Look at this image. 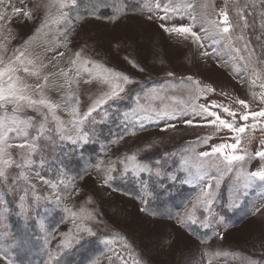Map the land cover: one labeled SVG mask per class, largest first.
Here are the masks:
<instances>
[{
    "label": "rangeland",
    "instance_id": "rangeland-1",
    "mask_svg": "<svg viewBox=\"0 0 264 264\" xmlns=\"http://www.w3.org/2000/svg\"><path fill=\"white\" fill-rule=\"evenodd\" d=\"M123 1L113 0V4L122 8ZM138 2L116 20L111 19L112 16L97 19L82 9L73 10V15L79 11L83 19L74 21L75 30L69 36L68 45L71 51L58 49L66 52L65 58L57 68L49 65L44 73L67 67L64 60L83 49L85 56L128 75L135 83L127 86L121 99L109 101L85 122L83 131L89 133L88 143L73 145L60 140L54 134L55 122L49 118L48 126L53 133L45 135L51 139L42 137L37 142L31 165L17 168L16 164L23 165L20 153L25 150H10L16 163L7 168V181L0 180V256L6 257L0 258V264H49L51 255L57 257L51 264H249L250 261L264 264V181L256 180L250 187L243 188L238 179L241 170L247 173L264 166V160L255 157V152L264 148V127L258 126L255 131L249 128L242 134L237 154L246 150L252 154L251 158L234 164L233 171L225 172L222 177L212 169L208 177L197 182L192 179L196 170H185L183 159L210 151L213 145L235 143L232 132L216 131L215 127L206 126L202 117L190 112L168 121L175 127L166 131H161L165 121L144 122L141 127L125 115L135 107L137 96L142 97L153 88L176 85L179 89L181 81L186 82L187 77L215 90L196 103L216 102L229 107L238 114V125L245 122L238 119L244 109L237 100L246 101L249 111L264 108V102L252 95L261 89L249 84L247 73L233 71L231 57L237 54L225 48L224 41L213 43L219 36L201 30L211 27L205 18L219 20L220 11L226 9L233 25L231 47L241 49L240 55L247 56L244 45L248 44L249 50H255L257 57L264 58V0H207V7H202L205 0H189L193 9L165 21L158 19L164 15L162 11L146 10L147 0ZM164 2L166 0H161L162 4ZM38 3L40 7H36ZM13 6L31 10L33 19L25 21L20 16L0 29V43L7 49L5 60L12 57L15 50L25 48L33 56L50 58L53 53H45L44 40L51 37L35 34L38 21L46 11L42 0H24L23 4L20 0H5L0 11L11 16ZM237 9L244 15L247 27ZM192 16H196L195 21ZM161 23L168 27L192 25L193 31L201 36L203 47L193 43L191 38L166 33ZM241 36L243 39H238ZM205 52L208 55H203ZM44 62L47 63V59ZM259 67L264 68V64ZM169 72L174 75L168 76ZM53 81L63 83L59 76L50 78L49 83ZM28 82L38 81L29 77ZM104 90L106 86L95 81L91 84L81 81L78 92L81 113ZM45 92L53 101H60L62 92L55 87L46 88ZM172 94L183 95L180 91ZM213 110L222 118L231 119L220 109ZM20 115L35 117L37 127L42 120V116L32 110ZM57 115L63 120L70 119L61 109L57 110ZM186 119L193 120V125H186ZM247 123L251 124V119ZM130 130L135 131V135ZM35 135L36 130L31 129L30 138ZM207 137L211 139L204 143ZM133 153L152 171L138 175L131 171L125 173L120 160ZM109 162L115 171L111 172L113 179L105 184ZM21 171L27 175V180L19 179ZM61 179L65 183H60ZM43 180L56 184V188ZM209 182L215 199L209 212H205L203 206L197 208V223L192 224L186 213ZM57 195L60 196L58 203ZM22 196L25 198L23 211ZM81 206L93 211L95 219L84 223L95 235L80 233L79 243L73 241L72 247L67 249L58 247L64 239L62 233L71 229L76 234L73 219L65 212V207L78 212ZM205 217L209 222L207 228L202 223ZM109 240L112 243H107ZM125 243L129 247H125Z\"/></svg>",
    "mask_w": 264,
    "mask_h": 264
},
{
    "label": "snow or ice",
    "instance_id": "snow-or-ice-1",
    "mask_svg": "<svg viewBox=\"0 0 264 264\" xmlns=\"http://www.w3.org/2000/svg\"><path fill=\"white\" fill-rule=\"evenodd\" d=\"M23 4L24 0H20ZM43 6L46 9L44 16L38 21V27L35 29L37 36L51 37V39H45L46 45L45 53H53L49 58L47 56H33L25 48L24 51L15 50L12 57L5 60L4 52H6V45L0 43V180L7 181V168L16 163L12 159L11 149L19 148L22 151L20 153L23 160V165L16 164L17 168L27 167L33 163L31 155L37 152L38 141L43 137L45 139H51V136H46V133H53V129L50 128L49 118L55 122L54 134L59 137L60 140L70 141L73 145L89 142V133L83 131V126L89 117L92 116L97 109L107 105L109 101H115L122 98L123 93L126 92L127 86L135 83L128 75L114 71L108 67H105L102 63L91 59L83 54V49L75 51L72 55L68 56L64 60L67 67H59L56 72L44 73V69L52 65L53 68H57L60 64V60L66 56L65 51H59L58 49H68L69 36L75 30L74 21L78 22L83 19L76 11L73 15V10L79 8L78 0H42ZM5 0H0V6L4 5ZM93 12L91 15H95L96 7L93 2ZM40 7V3L36 5ZM207 7V0L202 5ZM145 8L148 12L154 13L155 10H160L164 15L159 16L161 21L169 20L172 16L183 14L193 9V4L189 0H166L163 4L161 0H147ZM55 9V11H53ZM12 15L8 16L7 13L0 11V29H3L6 24L11 23L12 19L22 16L25 21H31L33 19V13L26 7H12ZM123 13L122 8L116 9V15L111 19L116 20L119 15ZM171 14V15H170ZM237 14L240 15L241 20H245L242 12L237 9ZM99 19V16H96ZM148 19H152L151 16ZM192 20H196V16H192ZM206 22L211 26L210 28H202L206 34L211 32L214 36H219V40H213V43L225 42V48L231 52H235L237 55L232 56L234 61L233 71L235 73H247V79L249 84L255 88L259 87L261 91L259 93L252 92L254 98L264 102V68L259 65L264 64V58L257 57L255 50H249V45H244V51L247 52V56L240 55L241 49L232 48V36L233 25L230 22L228 11L221 10L219 13V20H207ZM245 20L244 27H247ZM160 27L169 34H176L184 37L185 39L191 38L193 43L201 44V36L197 32L193 31L192 25H180L168 27L166 24L161 23ZM11 29H9V32ZM31 39V38H30ZM243 39V37H238ZM27 43V41L25 42ZM208 55V53H203ZM47 59V63L44 60ZM55 61V63H53ZM133 67L137 65L132 62ZM143 71V69H140ZM23 73V75H21ZM168 76L174 74L169 72ZM59 76L63 79V83H56L53 81L49 83L50 78ZM87 76V79H85ZM34 78L36 83H29L28 78ZM84 84H91L97 82L102 86H106V90L102 91L95 99L92 100L91 105L86 111L81 113L80 111V97L78 95L80 82ZM75 86V87H73ZM55 87L56 90L61 91L62 95L60 101H53L45 92L46 88ZM180 91L183 95L177 96L172 93ZM215 91L213 88L204 86L200 81L194 80L192 77H187L186 82L181 81V85L178 89L176 85L170 87H161L149 89L144 95L136 97V105L130 113L125 114L126 118L133 120L143 127L144 122L159 123L165 121L166 123L161 128V131H166L169 128L175 127L168 121L178 119L179 117L187 115L189 112L193 115L200 116L204 119L206 126L215 127L216 131L227 129L234 134L233 139L235 143L219 145H213L210 151L200 152L193 157H185L182 161L185 170L195 169V175L192 179L197 182L203 181L208 177L210 170L215 169L221 173V177L225 172H232L234 164L245 161L246 158H251L250 153L246 150L242 154H237V149L240 148L242 134L247 129L255 131L258 126L264 127V108L259 111H249V105L244 100H237L244 112L239 114V121L245 122L243 124H237V113L221 104L212 102L210 105L196 103L202 96L209 92ZM38 97V98H36ZM9 106H11V112H9ZM220 109L221 112L226 114L231 119L222 118V116L213 109ZM45 109L47 111H45ZM61 109L66 111L70 117L69 120H63L57 115V110ZM25 110H32L42 116V120L37 127V121L35 117L26 116L21 117L20 113ZM211 118V119H208ZM251 119L252 123H247ZM186 125H193L194 121L191 119L184 120ZM35 129L36 135L30 138V130ZM132 135H135V131L130 130ZM122 139V137H121ZM211 139L207 137L203 140L204 143ZM19 141V142H17ZM264 143V141H262ZM231 150V151H226ZM255 157L264 160V148L255 152ZM102 163V162H101ZM120 163L124 165V171L127 173L131 171L133 175H138L141 172H151L152 169L147 164H142L137 159L135 153L127 155L120 160ZM223 166V167H221ZM97 168L100 164L96 165ZM115 171L112 163L109 162L108 173L104 183L107 184L109 180L113 179L111 172ZM157 175L159 171L157 170ZM190 175H192L190 173ZM19 179L27 180L28 177L24 171L20 172ZM41 179H43L41 177ZM240 180V186L243 188L250 187L254 181H264V166L256 171L243 172L241 170L238 175ZM15 183V181H13ZM45 184H49L53 189L56 188V184L43 180ZM69 183L71 178H69ZM190 182V181H186ZM60 183H65L63 179ZM35 188V185L32 186ZM216 187H219V180L216 181ZM212 188L211 182H209L196 197L192 207L187 211V219L192 224L197 223L196 210L198 207L203 206L205 212H209L210 207L215 199V193L210 189ZM78 191V190H77ZM24 197L21 200V209L24 210ZM39 199V197H37ZM57 203L60 201V196H56ZM91 203V200L88 201ZM67 212L73 219L75 226V235L70 229L67 233H62L64 239L61 241L58 247L67 249L72 247L73 241L75 243L80 242L79 234L86 233L88 236H93L95 233L91 227L86 226L84 221L94 220L95 216L93 211L81 206L79 211H72V209L65 207ZM145 209H141L144 211ZM79 220L80 223H76ZM221 220L223 218L221 217ZM203 227H209L207 217L202 222ZM223 238V237H221ZM107 243H112L111 240ZM129 247L127 243L124 245ZM0 258H6L0 256ZM56 255H51L49 264L52 260H55ZM11 264V262H9ZM254 264V262H249Z\"/></svg>",
    "mask_w": 264,
    "mask_h": 264
},
{
    "label": "trees",
    "instance_id": "trees-1",
    "mask_svg": "<svg viewBox=\"0 0 264 264\" xmlns=\"http://www.w3.org/2000/svg\"><path fill=\"white\" fill-rule=\"evenodd\" d=\"M138 1L139 0H124L120 5L123 11L128 12L130 11L131 8H134L136 4H139ZM93 2H95V7H96L95 15L93 16H99L102 18L111 17L114 15V10L118 8L115 7V5L113 4V0H78L79 9H82L87 13H91L93 12V6H92ZM20 236H21V232L17 234V238L19 242L21 239Z\"/></svg>",
    "mask_w": 264,
    "mask_h": 264
}]
</instances>
